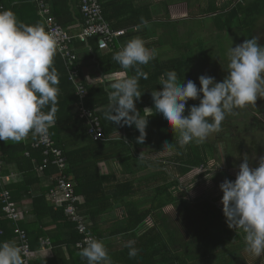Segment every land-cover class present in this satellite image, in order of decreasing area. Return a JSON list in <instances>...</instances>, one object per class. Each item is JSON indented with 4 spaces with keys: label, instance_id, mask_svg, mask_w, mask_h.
<instances>
[{
    "label": "trees",
    "instance_id": "1",
    "mask_svg": "<svg viewBox=\"0 0 264 264\" xmlns=\"http://www.w3.org/2000/svg\"><path fill=\"white\" fill-rule=\"evenodd\" d=\"M72 1L79 5L77 11L70 10ZM102 1L98 0L103 17L111 29L116 31L117 29L128 28V33L124 37H119V40L117 39L114 42L109 51L101 53L97 50L95 39L89 40L87 45L79 42L76 38L73 39L69 44L73 53L77 55L79 49L85 47L92 52L88 57L77 56L75 67L78 76L74 82L69 80V71L67 68L65 69L59 56L55 54L54 66L59 73L60 92L56 122L49 127L51 139L63 151L66 158V176L73 183L75 194L82 198L83 203L79 206L78 212L88 222L89 233L93 238L102 239L103 234L100 231V225L105 221L104 216L108 210L114 203H117L124 207L125 215L121 221L116 220L112 225L114 233L133 238L130 241L133 243L132 247L138 250V254L134 258H129L130 247L127 248V256L122 252H111L108 248L113 264H201L205 259L212 258V254L216 250L225 246H236L237 242L239 246H237V249L245 247L242 231L228 228L223 211L216 205L215 199L199 198L195 201H186L176 199L170 193V189L179 186L180 179L190 172L199 173L193 177L194 179L211 172H201L199 170L201 166H206L208 161L211 160L207 155L209 145L193 142L184 148H180L173 130L163 116L156 113L155 110L148 116L144 112L145 108L154 109L151 92L162 90V85L159 82L164 73L175 70L178 77L181 80L184 79V81L190 77L189 61L178 52L180 49L178 41L173 39V36L177 38L176 34L174 31L171 32L173 22L169 21L168 11L171 0L161 1L164 21H158L157 19V30L165 29L166 31H157L155 34L154 31H148L152 25L143 28V31L137 29L136 32H133L134 27L151 20L148 6L142 5L137 8L130 0H114L106 4ZM189 1H185L188 6L190 5ZM45 2L51 10L54 21L69 36L76 37L83 28L85 20L81 13V0H45ZM0 6L3 10L12 11L18 20L24 24L30 22L33 25H42L43 21L38 15L34 0H18L17 2L15 0H0ZM115 8L117 11L130 13L127 20L123 21L124 26H114L116 22L110 12L114 11ZM22 9H26V14H29L30 17H24L21 13ZM201 15H209V17L199 20L200 24L205 20H209L221 33L222 31L225 32L223 29H226V32L241 30L238 32L241 33L245 41L255 37V25L259 24L264 16V0H234L222 7L209 3ZM75 18H79L78 20L82 21V25L79 33L73 36L65 28L67 25L74 23ZM42 26L46 30L45 25ZM137 36L145 41L156 37L157 42L155 44L159 49L167 47L166 41L168 40L169 48L175 51V56L172 58L161 60L160 56H157V59H154L148 65L141 66V70L147 73V79L143 77L139 79L142 96L136 102V108L141 112L143 118L148 119L143 144L137 143L140 133L134 126H118L105 119L104 113L108 104L106 88L113 80L106 81L98 86H90L84 81L80 70L82 62L94 59L98 72L105 77L114 76L118 72H126L127 76L135 75L134 69H122L112 57L114 53L119 51L120 44L124 45ZM201 46L199 45V47ZM78 89H84L86 92L82 99L77 95ZM193 105H197L196 101L189 100L185 115H187L188 108ZM81 108L90 111L98 119L105 140L93 141L88 134L89 127L86 129L85 118L81 116ZM49 110L50 106L45 109L46 112ZM120 133L123 134L118 139L108 140L111 136ZM165 143L173 144V149L165 150L163 148ZM149 146H154L157 153L173 152V156L169 160L173 164V175H170L167 170L161 167L157 169V175L145 176L144 179L141 178L137 182L130 180L118 181L114 175L100 174L98 168L100 163L111 160H119L121 163L122 161L127 162L129 161L128 156H126L127 151ZM27 152L28 157L25 156ZM0 153H2L4 165L6 167H16L17 173L22 177L20 184L12 185L9 189L12 200L16 203L20 202L23 197L29 196L31 200L30 215L35 220L34 224L36 226L40 225V235L38 236V231L32 232L21 224L22 220L19 223L20 229L27 236L31 250L37 249L38 237L45 238L50 241L55 256L61 255V253L64 255L63 250L66 249L69 256L68 260L71 262H68L64 256L63 264H87L86 259H81L79 256L80 251L76 248V244L81 241V236L78 235L75 225L65 216L62 208L54 209L49 204L47 200L48 190L38 187L41 183L37 172V168L42 162L41 151L31 149L30 145L24 146L21 142L8 143L1 141ZM146 165L148 166V163ZM55 171L51 167L44 175L51 177L55 174ZM225 179L233 181L226 173L214 177L219 192H221L219 185ZM141 183L145 184L144 189L151 190L152 196H146L145 200L139 202L133 201L137 194L143 192L140 186ZM221 194L223 195L222 192ZM168 206L174 207L180 213L179 216L184 222V230L187 232L189 239L184 238V235L174 225L169 216L163 212V209ZM23 212L24 216L25 211ZM147 219H151L153 227L147 228L145 225ZM51 226H54V229L42 231L43 228ZM13 227V224L9 221L0 222V229L4 232V235L0 237V242H12L14 240ZM133 232L135 234L138 232L140 236H135ZM119 258H128L129 261L127 260L124 263L121 260L123 262L121 263ZM35 263L42 264L41 261H35ZM50 263L57 264V261L53 259ZM226 264H235V260H230Z\"/></svg>",
    "mask_w": 264,
    "mask_h": 264
},
{
    "label": "clouds",
    "instance_id": "2",
    "mask_svg": "<svg viewBox=\"0 0 264 264\" xmlns=\"http://www.w3.org/2000/svg\"><path fill=\"white\" fill-rule=\"evenodd\" d=\"M55 54L56 41L42 25H26L12 11H0V141L20 142L30 133L46 138L49 127L55 124L60 92ZM157 54L139 36L127 41L112 59L136 74L115 79L106 88L105 119L118 126H134L140 133V144L148 126V119L136 108L142 96L139 79H147L141 66L148 65ZM226 71L222 82L201 75L199 88L191 80L185 83L175 70L168 71L160 77L162 90L151 92L154 109L145 108L144 112L161 114L180 148L203 143L219 131L228 114L255 105L264 97V45L252 37L232 46ZM197 99L199 105L188 108L185 115L188 101ZM173 147L168 143L163 146L165 150ZM219 188L228 228L242 231L246 252L264 255V157L253 168L245 155L235 180L225 179ZM137 254L138 250L130 246L129 258ZM79 256L87 264H113L103 239L86 238ZM0 264H25L22 248L11 241L0 242Z\"/></svg>",
    "mask_w": 264,
    "mask_h": 264
},
{
    "label": "rangeland",
    "instance_id": "3",
    "mask_svg": "<svg viewBox=\"0 0 264 264\" xmlns=\"http://www.w3.org/2000/svg\"><path fill=\"white\" fill-rule=\"evenodd\" d=\"M161 1L157 0L158 21L163 20ZM185 1L187 0H171V5L168 7L169 21L173 22L171 32L174 31L177 37L174 38L173 36V39L178 41L180 47L178 52L184 55L190 64L188 68L190 77L186 78L185 83L191 80L199 88V77L201 75L210 76L216 82H222L228 75L226 69L229 49L244 42L241 33L238 32L241 30L226 32L227 30L223 29L225 32L222 31L221 33L209 20H205L201 24L199 20L209 17V15H201L209 3L222 7L234 0H190L189 6ZM255 26V37L261 45H264V16L261 18L260 23ZM157 31L166 30L158 29ZM217 35L219 36L217 37ZM166 43L167 47L157 48V56H160L161 60L175 56V51L169 48L168 40ZM199 45L202 46L199 47ZM195 101L198 106L199 99ZM199 144L209 145L207 155H209V159H211L209 161L214 167L209 174L196 179L193 177L199 173L190 172L180 179L179 186L170 189V193L176 199L186 201H195L199 198L215 199L216 205L222 210V194L216 187L214 177L226 173L234 181L239 165L243 162L245 155L249 158L250 167L253 168L257 167L260 158L264 157V97L258 98L255 105H248L243 109L234 110L232 114H228L219 131ZM172 156V151L154 153L153 149L151 151L147 149L144 152L142 148H137L129 153L128 164L141 168L138 171L136 170V175L140 174L143 179L151 174L157 175V169H160V167L173 175V164L169 162ZM146 163H148V169H146L148 167ZM120 178L119 181L125 180V177ZM134 179H137V176H134ZM140 186L143 192L139 197L137 194L136 198L141 200L142 196H152L151 190L144 189V183H141ZM163 212L169 216L174 225L184 235V238L189 239L187 232L184 230V222L179 216L180 213L172 206L164 208ZM114 215L117 219L124 217L122 212H115ZM237 246L238 243L236 242V246H225L216 250L212 254V258L205 259L201 264H226L230 260H235V264H264V255L256 257L246 252L245 247L237 249Z\"/></svg>",
    "mask_w": 264,
    "mask_h": 264
},
{
    "label": "built area",
    "instance_id": "4",
    "mask_svg": "<svg viewBox=\"0 0 264 264\" xmlns=\"http://www.w3.org/2000/svg\"><path fill=\"white\" fill-rule=\"evenodd\" d=\"M37 6V12L39 17L42 19L46 31L50 33L56 41V51L61 55L67 68L69 80L75 81L78 76L75 63L77 61V55L72 52L69 44L73 39H78L79 42L87 45L91 39L96 40V47L99 52H106L113 47L114 42L121 37L123 31H114L111 29L109 24L105 21L102 13L101 6L98 0H81V13L83 14L84 26L80 33L76 37L69 36L66 31L62 29L53 19L51 10L45 0H34ZM0 11H3L0 6ZM86 94L84 89H78L77 95L82 99ZM81 116L86 119L88 123V134L91 136L93 141L105 140V136L99 126V121L93 114L81 108ZM33 141L31 142V148L40 150L42 153L41 165L37 168L38 172H44L50 166L57 169V175L54 178V186L48 192V199L55 209L62 208L65 216L73 223L76 227L78 235L81 236V241L76 244V248L80 251L81 247L84 246L86 238L92 237L89 233L86 219L81 217L78 212V205L81 199L75 194L73 183L70 182L66 176V158L63 152L55 145L49 134V129L44 136L37 134L33 135ZM28 156V153L25 154ZM214 166L209 161L206 166H201L199 170L201 172L211 171ZM12 173L5 174L2 162L0 160V204L1 220H7L13 224L14 243L22 248V259L25 264H31L33 255L35 254L28 243L25 232L20 229L19 223L23 218V210L12 200L9 185L13 179ZM145 225L148 227L152 226L150 219L145 221ZM4 232L0 229V236ZM40 248H51L48 240H42Z\"/></svg>",
    "mask_w": 264,
    "mask_h": 264
},
{
    "label": "crops",
    "instance_id": "5",
    "mask_svg": "<svg viewBox=\"0 0 264 264\" xmlns=\"http://www.w3.org/2000/svg\"><path fill=\"white\" fill-rule=\"evenodd\" d=\"M17 1L18 0H15V2H17ZM113 1L114 0H103L102 2L104 4H106V3L113 2ZM130 1L133 2V5L135 7H137V8L141 7L142 5L148 6L149 15H150V19H151L149 22H146L143 25H140L138 27H134L135 29L134 28H133L134 30L132 29L133 32H136L137 29L140 30V31H143V28L145 29V28H148L150 25H152V27L148 31H154V34H155V32L157 33V0H130ZM78 9H79V5L76 2L72 1V6H71L70 10L71 11L72 10L73 11L74 10L77 11ZM26 12H27L26 9H22L21 10V13L24 15V17L25 16H29L30 17V15L26 14ZM110 13H111V16L114 18V21L116 22L114 24V26H117V27L124 26L123 21H126L127 17L130 15V13H128L127 11H125V12H122V11H119V10L117 11L116 8H115L114 11H112ZM144 14H147V13H144ZM143 17H145V16L143 15ZM78 19L79 18H77V19L75 18V22L67 25V27L65 28L70 35L75 36V35H77L79 33L80 27L82 25V21H79ZM26 23H28V24H26ZM26 23H25L26 25H33L30 22H26ZM42 25H44L43 22H42ZM116 31H123L124 34L121 37H124L128 33L127 32L128 28L127 29L126 28H121V29H117ZM156 42H157V38L156 37H152L149 40H146V46H148L149 48H153V49L157 50V44H155ZM122 46H123V44L122 45L120 44L119 50L122 48ZM79 50L80 51L77 52V50L75 48V51L77 52V56L78 57H81V56L88 57V55L92 53L91 50L86 48V47L85 48H80ZM56 55L59 56V58L61 59L63 65H64V67L66 69L65 62L62 59L61 55L57 51H56ZM155 59H157V56H156ZM80 70H81V75H82L84 81L87 83V85H90V86H98L100 84H104L106 81H111V80H115V79H122V78H126L127 77V73L126 72H118V73H115L114 76H107V77L103 76L102 74H100L98 72V68H97V66H96V64L94 62V59L93 60L90 59L89 61L86 60V62H82ZM151 113L152 112H145V115L148 116ZM84 121H85L86 129H87L88 123H87L86 119ZM122 134L123 133L115 134V135L111 136L108 140L118 139ZM33 140L34 139H33L32 135L30 133L26 138H24L20 142L24 146H29L30 145V148H31V142ZM5 142L14 143L11 140L5 141ZM140 148H142L144 150V152L147 149H150V151L153 149V152L157 153L154 150V146L140 147ZM33 150H36V149H33ZM129 153H131V150L127 151V155L126 156H128ZM28 156H29V154H28ZM28 156H26V157H28ZM41 156H42V153H41ZM0 160L2 162V153H0ZM2 165H3V168H4L5 174L12 173L14 175V177H13V179H12L10 185H9V189H10V187L12 185L20 184L22 182V177H21V175L19 173H17L16 167H14V166L6 167L3 162H2ZM51 167H53V166H50L47 170H49ZM53 168L56 171H55V174H53V176H51V177H48V176L46 177L44 175L47 170H45L42 173L37 171L38 175H39V178L41 180V183L39 184L38 187L41 188V189H47L48 192L54 186V178L57 175V169L55 167H53ZM98 168H99V171H100L101 175H114V176H116L118 181H119V179H121L120 177H125V180H120V181H126V180L129 181L130 180V181H135L136 182L139 179H141V177H142V176H140V174L136 175L137 174L136 173V169L138 170L139 168H136L133 165H129L128 161L127 162H123L122 161V163L119 162V160L105 161V162L100 163L98 165ZM134 176L135 177L137 176V179H134ZM48 192H47V200H48L49 204L53 207V205L50 203V201L48 199ZM140 195H141V193L138 194V197ZM142 197L143 198H141V200H140V198L138 199V198L135 197L133 199V201L139 202V201L145 200V196H142ZM79 198L81 199V202L78 205V211H79V206L83 203L82 198L81 197H79ZM16 204H18L20 209L25 211V215L22 218L21 224H23L25 227L30 229L32 232H34L35 230H36V232L38 231L37 233H39L38 234V236H39L40 235V232H39L40 231V225L36 226L34 224L35 220H34L33 216L30 215V211H31V207H30L31 206V200H30V197L29 196L23 197L22 200L20 202H16ZM115 212H122L123 215H125V210H124V207L122 205H119L117 203H114L112 205V207L108 210V212L104 216V220L105 221L103 222L102 225H100V231L103 234L102 239L105 241L107 248H109V250H111V252H114V253L122 252V253L126 254V256H127V248H129L130 246L131 247L133 246V243L130 241L133 238H130L129 236H126V235H116L114 233L115 231H114V228H113L112 225L116 222V220L121 221L124 218V217H122L121 219H117L116 216L114 215ZM1 221H7V220H1ZM151 227H153V223H152ZM151 227L147 226V228H151ZM52 229H54V226L47 227V228L45 227V228L42 229V231H48V230H52ZM113 234H115V235H113ZM133 234L135 236H140L138 232H136V234L133 232ZM38 238H39L38 242L36 243L37 249L33 250V252L35 254L33 255V260L31 261V264H36L35 261H41L42 264H53V263H50V261L53 260V259H56L57 264H63L62 262L65 259L66 260L69 259L68 253L66 252V249L63 250L64 255L61 253V255L55 256L53 254L52 247L51 248H45V249L40 248L41 241L42 240H48V239L40 238V237H38ZM12 242H14V240ZM49 243H50V241H49ZM50 246H52L51 243H50ZM64 256H65V259L63 258ZM121 260L124 261V263H126L127 260L129 261L128 258H125V259L124 258H119V261L121 263H123ZM68 262H71V261L68 260Z\"/></svg>",
    "mask_w": 264,
    "mask_h": 264
}]
</instances>
